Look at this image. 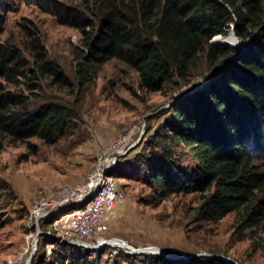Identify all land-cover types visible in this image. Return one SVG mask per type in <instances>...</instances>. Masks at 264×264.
<instances>
[{"label": "trees", "instance_id": "1", "mask_svg": "<svg viewBox=\"0 0 264 264\" xmlns=\"http://www.w3.org/2000/svg\"><path fill=\"white\" fill-rule=\"evenodd\" d=\"M63 1L46 6L82 35V49L74 52V78L48 58L35 36L30 72L20 52L0 43V139H39L54 146L72 135L75 118L65 106L39 105L35 91L43 90V83L82 92L94 84L102 66L114 60L139 75L142 89L157 93L187 85L204 59L215 81L172 105L170 119L132 158L131 171L125 172L127 166L120 163L114 176L118 182L138 180L160 199L200 194L198 223H217L243 211L241 227L261 225L264 163L252 152L258 151L264 161V0ZM231 30L243 50L213 44ZM5 82L24 85L29 94L8 91ZM180 148L188 150L193 165L181 164L176 154ZM61 245L51 251L52 264H99L100 258L91 260L89 252L73 258L74 247ZM122 252L118 258L131 264H230L219 257L171 260Z\"/></svg>", "mask_w": 264, "mask_h": 264}, {"label": "rangeland", "instance_id": "2", "mask_svg": "<svg viewBox=\"0 0 264 264\" xmlns=\"http://www.w3.org/2000/svg\"><path fill=\"white\" fill-rule=\"evenodd\" d=\"M54 1L64 2L0 0V43L20 52L30 72L34 70L30 44L35 36L44 44L48 58L74 78V52L82 49V35L47 11L46 5ZM214 39L213 44L244 49L232 31L227 37ZM198 67L187 85L179 89L167 86L157 93L142 89L139 75L114 60L104 64L94 84L82 92L77 88L60 89L51 81L43 83V90L35 91L39 105L54 102L65 106L75 118V127L72 135L54 146L39 139H0V264H52L51 251L61 244L74 247L70 249L73 258L87 251L91 260L100 258L99 264H131L118 256L122 251L129 255L134 251L108 245L93 247L99 239L125 240L135 248H158L157 256L171 260L186 259L183 256L188 255L225 258L237 264H264V222L244 229L243 211H238L217 223H198L195 218L202 200L200 194L160 199L138 180L115 179L124 201L114 211L111 227L102 226L85 241H79L76 230L61 224L65 218L76 217L78 207H49L48 212L44 211L46 216L36 222L40 206L50 204L60 190H76L84 185L97 169L105 152L102 150L123 137L128 143L125 150L131 148L126 150V157L128 153L131 157L117 159L116 168L123 163V167L127 166L125 172H130L134 155L170 119L171 106L215 81L204 59ZM4 84L8 91L29 94L24 85ZM113 154L116 157V152ZM176 154L184 167L193 165L188 150L180 148ZM252 156L261 165L264 163L255 149Z\"/></svg>", "mask_w": 264, "mask_h": 264}, {"label": "bare ground", "instance_id": "3", "mask_svg": "<svg viewBox=\"0 0 264 264\" xmlns=\"http://www.w3.org/2000/svg\"><path fill=\"white\" fill-rule=\"evenodd\" d=\"M116 150H109L107 151V158H116L114 157V154ZM118 165L117 159H115V164L109 165L108 167L105 168V152L102 154V156L99 158V163L97 166V169L94 170L93 174L88 178L87 182L77 188L76 190H71V189H63L60 190L57 194L54 195L52 198L50 204L48 205H42L38 208L36 214H38L36 218V222L39 218L41 220L43 217L46 215L44 214L45 209L49 207H54V208H59L65 209L69 207H78L77 212H74L75 216H80L84 215L86 212H93L96 208L97 205L101 203V198L104 195H108L109 191H114L118 193V197L120 200H124V194L122 192H118L116 188V182L115 181V176L112 174V172L115 170L116 166ZM105 169L103 175L101 178H97V184L92 186L90 188V185H92V182L95 180L96 174L99 173V171ZM114 173V172H113ZM80 189V195H84L82 198H79L77 201H71L70 203H67V197H75L77 192ZM62 193V194H61ZM109 205H116V197H109ZM66 206V207H64ZM34 216V215H33ZM31 221H33V217L30 218ZM38 220V221H39ZM95 231H90L87 234L77 232V237L79 241H85L88 238H90L92 235H94ZM115 244H112L113 248L119 247L123 249L124 242L122 240H114ZM84 246V245H81ZM129 251V249H123ZM153 251L157 252L159 251L158 248L156 250L151 249ZM160 253H162V250H160ZM136 256H142V255H156L155 253H142V252H135Z\"/></svg>", "mask_w": 264, "mask_h": 264}, {"label": "built area", "instance_id": "4", "mask_svg": "<svg viewBox=\"0 0 264 264\" xmlns=\"http://www.w3.org/2000/svg\"><path fill=\"white\" fill-rule=\"evenodd\" d=\"M128 143H124V137L116 140L115 143L106 146L102 151H105V168L109 165L115 164V159H123L126 156V150H130L128 148L125 150ZM116 150V158H107V151ZM105 169L99 171L95 176L94 182L90 185V188L97 184V178H101ZM62 194V193H61ZM84 195H80V189L77 192L75 197H67V203L71 201H77L79 198H82ZM109 197H116V205H109ZM124 200H120L118 197V193L114 191H109L108 195H104L101 198V203L97 205V208L93 212H86L84 215H80L73 218H65L61 223L63 227L68 228V230H76L77 232L87 234L90 231H98L102 226H111L113 220V212L114 210L121 205ZM47 212L50 210L49 206L46 208ZM40 218V217H39ZM38 218V220H39ZM37 220V224H38ZM68 244V243H67ZM115 244L113 239H99L95 243H93V247L99 245H112ZM78 245V244H77ZM79 246V245H78ZM123 249H129L134 252H142V253H156L151 250L149 247H141L135 248L131 246L127 241L124 240Z\"/></svg>", "mask_w": 264, "mask_h": 264}, {"label": "water", "instance_id": "5", "mask_svg": "<svg viewBox=\"0 0 264 264\" xmlns=\"http://www.w3.org/2000/svg\"><path fill=\"white\" fill-rule=\"evenodd\" d=\"M231 31L233 32V34H235L233 30H231ZM235 36H236V35H235ZM214 40H215V39H213L212 42H213ZM162 253H164L166 256H169V255H167V253H166L165 251H163V250H162ZM196 256H197V255H196ZM32 257H33V254L30 255V259H31ZM171 257H173V256H171ZM193 257H195V256H188V255H187V256H183V258H186V259H187V258H193ZM197 257H198V256H197ZM222 260H223V261H226V262H228V263H230V264H237V263L233 262L232 260H228V259H225V258H222Z\"/></svg>", "mask_w": 264, "mask_h": 264}, {"label": "crops", "instance_id": "6", "mask_svg": "<svg viewBox=\"0 0 264 264\" xmlns=\"http://www.w3.org/2000/svg\"><path fill=\"white\" fill-rule=\"evenodd\" d=\"M115 210H116V209H115ZM115 210H114V211H115ZM113 214H114V212H113ZM111 224H112V223H111ZM110 227H111V226H110Z\"/></svg>", "mask_w": 264, "mask_h": 264}]
</instances>
